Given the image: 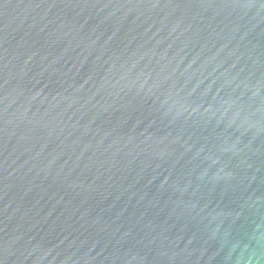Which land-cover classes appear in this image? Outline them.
Returning a JSON list of instances; mask_svg holds the SVG:
<instances>
[{
  "label": "water",
  "instance_id": "95a60500",
  "mask_svg": "<svg viewBox=\"0 0 264 264\" xmlns=\"http://www.w3.org/2000/svg\"><path fill=\"white\" fill-rule=\"evenodd\" d=\"M0 264H264V0H0Z\"/></svg>",
  "mask_w": 264,
  "mask_h": 264
}]
</instances>
